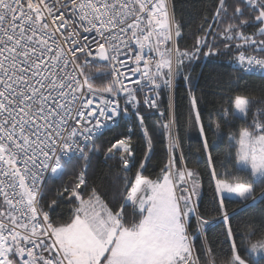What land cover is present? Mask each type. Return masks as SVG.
I'll return each instance as SVG.
<instances>
[{
    "label": "snow or ice",
    "instance_id": "1",
    "mask_svg": "<svg viewBox=\"0 0 264 264\" xmlns=\"http://www.w3.org/2000/svg\"><path fill=\"white\" fill-rule=\"evenodd\" d=\"M211 20L190 52L178 46L181 30L169 0H0V264H202L195 242L205 239L213 221L199 211L200 174L175 163L177 153L183 160V151L174 98L182 84L194 113L186 124L198 129L211 163L190 65L202 48L207 49L203 56H215L222 37L225 49L237 50L234 70L264 77V0H238L234 11L227 0H218ZM249 28L254 31L248 33ZM95 60L112 69L113 80L103 89L85 72ZM232 103L234 110L221 116L226 125L230 117L243 121L228 139L235 149L233 167L245 175L233 174L223 163L224 172L211 169L215 211L231 249L221 264H249V259L264 264V240L246 244L242 235L238 249L226 206L243 210L264 202V108L253 111L256 102L247 96ZM152 110L161 117L153 132L167 138L169 153L160 175L150 178L138 170L129 180L131 135L107 150L109 159L122 160L125 204L133 215L127 216L124 206L108 207L95 188L83 195L81 170L70 190L75 198L70 217L52 220L42 204L47 179H62L74 157L86 169L98 135L125 118L139 126L151 151L145 118ZM220 128L216 122L215 135ZM254 184L262 189L259 196ZM55 204L52 200L49 209ZM201 250L203 264H216L207 245Z\"/></svg>",
    "mask_w": 264,
    "mask_h": 264
},
{
    "label": "trees",
    "instance_id": "2",
    "mask_svg": "<svg viewBox=\"0 0 264 264\" xmlns=\"http://www.w3.org/2000/svg\"><path fill=\"white\" fill-rule=\"evenodd\" d=\"M238 0H227L229 11H234ZM175 14V22L180 25L181 38L177 39L178 46L183 50L194 51L197 38L205 36L208 25L212 23V16L215 8L218 6V0H172ZM212 30L215 32L216 25L213 24ZM248 33L254 29H246ZM211 41V36L208 37ZM223 38L218 37L216 43L219 49L215 56H203L207 49L202 48L200 58L190 65L191 78L198 83V88L194 89L197 98V109L201 113V119L205 124V135L208 139L209 150L212 154L211 163L202 148V140L196 126H187L186 120L191 111L189 98L186 88L181 84L174 98L175 113L178 124L179 143L183 151V160L179 159V153L176 154V166L186 165L200 174L201 179V205L200 213L208 220L213 221V226L207 230L204 240H196V253L204 260V254L201 245H207L212 252L216 264H221L223 258L230 254V247L225 242L224 232L226 225L219 221V213L215 211L216 196L213 186L214 180L211 177V169L215 168L216 172L225 171L221 164L228 165V171L237 176L244 177V173H239L233 167L235 149L229 143V133H238L243 121L231 119V124L226 125L221 113L226 109L231 113L233 109V100L236 96H247L256 103L253 107L264 108V77L259 75H246L236 71L233 63L237 50L235 46L225 49L222 43ZM106 66L96 65L92 71H103ZM108 77H102L92 81L94 87L103 89L109 85ZM178 83H180L178 81ZM161 108L167 117V101L162 93ZM123 106V105H122ZM145 114L144 111L141 112ZM251 115V114H250ZM161 119L154 111L147 113L145 124L148 126L149 135L152 136V148L148 150L147 142L142 130L135 123H131L125 118L119 122V125L105 132L96 142L95 146L99 147L102 152H107L111 144L116 139L123 138L127 135L132 136L133 161L134 166L127 172L131 180L139 170L145 176L155 178L160 175V170L168 163L169 153L167 148V138L165 136L155 135L152 125ZM209 119L213 121V128H208ZM216 122L221 124L220 135L214 134V125ZM131 128V132H129ZM88 167L84 168V161L77 159L72 160L66 165L67 173L63 178L49 179L44 188V198L42 201L45 210L49 211L52 220L65 222L71 215L74 207L75 198H70V190L76 182V178L81 170H84L87 182L86 186L80 189L81 193L87 196L93 188L100 195L101 199L113 210L124 206L127 216L133 215V209L125 204L127 189L125 188V170L118 159L102 160L89 152ZM147 155V159L145 156ZM143 163L144 168L140 169L139 165ZM256 188L257 196L260 195L261 187L253 185ZM65 189H69L65 192ZM62 194V195H61ZM55 200L56 204L49 209L51 201ZM231 219L229 224L237 239V247L240 248V238L245 237V243H256L264 240V202H259L253 207H247L241 210L242 206L228 204ZM235 209L233 213L232 210ZM196 221L193 218L191 225L195 228ZM251 234V235H249ZM246 258H248L246 256ZM249 264H253L249 259Z\"/></svg>",
    "mask_w": 264,
    "mask_h": 264
},
{
    "label": "built area",
    "instance_id": "3",
    "mask_svg": "<svg viewBox=\"0 0 264 264\" xmlns=\"http://www.w3.org/2000/svg\"><path fill=\"white\" fill-rule=\"evenodd\" d=\"M169 4H170V7L173 9V5H172V0H169ZM128 63L129 64H131V61H128ZM96 65H99V66H106V69L105 70H103V71H97V72H94V71H92V68L94 67V66H96ZM121 71H125V69H121ZM85 72H86V74H88L89 76H90V80H91V82L92 81H95V80H98V79H100V78H102V77H108V79H109V84H111V82H112V80H113V76H112V69L108 66V63L107 62H105V61H99V60H95V61H92L86 68H85ZM125 83L127 84V86L128 87H134V85H132L131 83H129L128 81H125ZM123 103H124V101L123 100H121V105H123ZM152 111H154V110H152ZM111 129H113V128H111ZM108 130H110V129H106V130H104L103 131V133L101 134V135H98V137L95 139V142L105 133V132H107ZM114 152H115V149L113 150ZM109 155H111V154H109L108 153V151L107 152H103L102 153V160H108L109 158H108V156ZM118 159L121 163H122V160L120 159V157H119V155H116V156H114L113 158H111V159ZM74 159H77V158H73L72 160H74ZM133 165H134V161H133V158L129 161V169L131 168V167H133ZM122 166H123V163H122ZM124 169V168H123ZM84 176H85V174H84ZM50 179H59V178H56V177H52V178H50ZM48 180L49 179H47V182H48ZM85 180H86V182H87V179H86V176H85ZM46 182V183H47Z\"/></svg>",
    "mask_w": 264,
    "mask_h": 264
},
{
    "label": "rangeland",
    "instance_id": "4",
    "mask_svg": "<svg viewBox=\"0 0 264 264\" xmlns=\"http://www.w3.org/2000/svg\"><path fill=\"white\" fill-rule=\"evenodd\" d=\"M124 104V103H123ZM102 151L99 147L95 146V151H94V155L100 159H102Z\"/></svg>",
    "mask_w": 264,
    "mask_h": 264
}]
</instances>
